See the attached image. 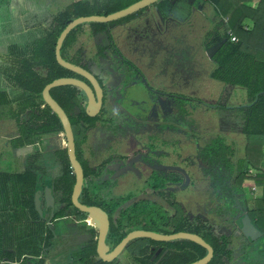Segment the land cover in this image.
I'll list each match as a JSON object with an SVG mask.
<instances>
[{
  "label": "flooded vegetation",
  "instance_id": "obj_1",
  "mask_svg": "<svg viewBox=\"0 0 264 264\" xmlns=\"http://www.w3.org/2000/svg\"><path fill=\"white\" fill-rule=\"evenodd\" d=\"M95 48L91 58L86 54L87 48L83 49L82 61L77 65L92 74L99 88L76 73L73 78L82 80L92 89L97 104V92H101V107L91 114L87 95L78 89V104L65 112L74 132L76 159L83 171L78 201L107 215L105 253L109 255L131 232L153 231L155 211L164 214L169 211L171 215L172 210L167 205L175 209L172 217L179 215L182 206L186 210H182V214L197 225L200 215H194L193 210L200 209L198 198L188 197L180 204L177 194H192L205 181L203 185L210 191L214 188L215 176L225 174L204 154L205 149H211L215 137L197 133L193 103L200 100L198 104H201L205 101L203 98L183 94L178 78L169 82L162 80V75L168 73L161 68L151 73L148 66L139 62L140 51H144L140 48L139 52L135 47L129 48L131 55L127 57L116 47ZM149 59L150 64L159 62L157 58ZM95 60H98L97 65L92 67ZM181 101L189 104V111L181 109ZM63 137L64 143L60 142L57 147L52 146L50 140L60 137L53 134L42 142L26 146L31 153H20V168L11 171L21 182L28 181L21 176L25 172H31L36 178L34 210L24 214L23 205L19 204V210L14 213L8 205L2 211L1 231L6 238L13 235L16 241L14 247H4L6 256L0 264H125L123 261L126 264H167L172 259L174 264H179V248L164 244L152 246L148 238L131 240L112 261L103 259L99 252L100 227L90 213L74 205L78 175L69 158L67 139ZM64 150L67 158L62 153ZM38 190L41 198L37 202ZM168 194L173 199L167 200ZM215 198L213 202V199L208 200L207 205L218 203L217 195ZM11 205L18 207L15 203ZM235 227L238 231L236 224ZM26 235H35L40 244L33 247L22 243Z\"/></svg>",
  "mask_w": 264,
  "mask_h": 264
},
{
  "label": "trees",
  "instance_id": "obj_2",
  "mask_svg": "<svg viewBox=\"0 0 264 264\" xmlns=\"http://www.w3.org/2000/svg\"><path fill=\"white\" fill-rule=\"evenodd\" d=\"M10 1L0 0V8H8ZM138 1L140 0H106L105 14H113ZM249 1L235 0L234 10L224 24L223 34L216 35L215 41L207 47L209 50L219 45L211 61L214 65L211 78L225 85L247 90L248 101L244 105L230 108L242 114V133L246 140L243 155L239 156L235 147L228 146L225 138L219 136L213 139L211 149H205L204 154L206 157L209 156L211 162L221 167V174H225L215 176L216 191L214 193L219 203L215 204L211 212L215 214L217 223L236 230L235 224L239 228L241 219L233 221V217L243 211L247 212L250 220L264 232V170H262L264 161V0H259L256 8L243 5ZM218 2L220 1L214 2L216 6H219ZM117 4L119 5L115 6ZM95 5L97 6H84L85 13H99L98 10H91V8H101L98 4ZM246 20L250 21L252 27L244 25ZM72 21L73 18L67 14L55 18L54 27L49 26L45 32L29 33L28 31V34L22 32L24 39L11 40L0 53V130L4 128L2 125L6 124L10 127L8 134L12 132L11 136H8L11 158L15 149L35 145L52 134L60 136L64 133L60 119L45 104L42 93L44 88L54 80L76 75L59 65L55 54L59 36ZM6 32V30L2 31L4 35ZM10 32L12 33V30H9V34ZM230 32L237 38V41H232ZM76 34V30H73L63 44L64 59H67L66 51L74 44ZM67 61L77 65L75 62ZM78 92V89L73 86L51 89L53 98L67 112L78 104ZM13 124L14 129L12 130L11 125ZM1 144L2 138H0ZM62 153L67 158V151L64 150ZM21 176L28 181L21 182L13 172L0 168V219L7 205L11 207L13 213L19 210V204L23 205L24 214L34 210L32 200L36 190V178L31 172H25ZM253 187L261 188L262 195L248 206V199L242 192ZM5 200L10 201L6 204ZM223 200L225 202L222 204ZM11 203H15L18 206L17 209L12 208ZM11 216L14 217L15 214ZM154 219L153 226L163 229L156 231L161 234L188 232L201 236L214 249V257L208 264L243 262V258L249 256L251 246L255 243L248 242L242 234L240 236L232 234V236L241 237L239 238L241 251L239 253V246L232 243L231 238L233 237L227 234L218 236L212 227L213 224L203 216L198 217V223L195 225L189 216H184L182 212L172 217L169 211L164 214L158 210L155 211ZM25 237H22V243H27L29 246L34 247L40 242L35 235ZM15 241L16 238L13 235L5 237L0 225V262L6 256L4 247H14ZM148 241L152 246L164 244L167 247L179 248L180 253L177 254L179 264L194 263L208 253L201 245L187 240L166 243L151 239ZM259 243L260 257L257 260L248 259L247 264H264V244ZM10 257L11 260L14 259L13 254H10ZM166 263L174 264V260Z\"/></svg>",
  "mask_w": 264,
  "mask_h": 264
},
{
  "label": "rangeland",
  "instance_id": "obj_3",
  "mask_svg": "<svg viewBox=\"0 0 264 264\" xmlns=\"http://www.w3.org/2000/svg\"><path fill=\"white\" fill-rule=\"evenodd\" d=\"M77 3H75V2ZM98 1V0H96ZM95 1L91 0H79V4L77 0H11L10 4L7 9H3L1 11L2 15H8V9H13L11 11V23L16 25V31L22 26H28L29 19H31V14L35 17L33 18V21L30 23H33V25H39V28L37 31H44L47 27L52 26L54 27L55 18L63 15L69 14L72 18H74L77 13V8H85L87 6H91V4ZM87 4V5H86ZM21 6L24 8V16L20 18V9ZM85 6V7H84ZM13 7V8H12ZM25 9L28 11L25 12ZM50 17V19L48 18ZM38 19V21H36ZM2 20V19H1ZM44 20V21H43ZM10 19L7 20V23L3 26L1 25L2 30H6L5 36H3L2 32L0 31V53L4 51V47L7 46L11 40H17L20 41L24 39V36H16L13 33L10 32L12 27L10 26ZM85 25V24H84ZM82 25L81 27H84ZM76 30V29H75ZM36 31V30H35ZM35 31H29V33H33ZM77 31V30H76ZM81 29L79 30V32ZM81 33V32H80ZM210 37V36H209ZM198 41V40H197ZM207 41V40H206ZM85 43L87 45V53L89 57L94 54L93 49H96L93 47V43L90 41L89 45L87 40L85 39L84 35L81 37V41L79 43ZM199 46H195L196 48L189 49L190 51L187 52L188 49L185 48H179V49H168V53H162L163 49H161L159 52L161 53V56L156 59L159 62H154L155 64H150L151 59L145 58L141 56L139 58V62L141 65L145 67L150 68V72L152 73V70L161 68L162 72L168 73V75H162V80L165 82L171 81L173 78H178V81H180V85L182 86V93L183 94H194L197 95L199 98H203L205 101H201V104L198 100L197 103H193V106L195 107V117H197L198 121V135L199 136H210V137H223L225 138L226 144L228 146L233 145L235 149L238 152V155H243V148L246 143L245 136L242 133L243 128V120H242V114L240 111H233V106H240L244 105L248 101V93L247 90L240 87H231L228 85H225L222 82H219L213 78H211L212 70L214 68L212 61L213 55L216 53L218 46H215V48H211L207 50V47L211 44H208L206 47H202V43L198 42ZM92 45V46H91ZM137 50L139 52V47H135L134 50ZM101 50V49H99ZM98 50V52H99ZM137 52V53H138ZM98 61V60H97ZM96 60L93 61L92 67H95L94 64L97 62ZM97 65V64H96ZM191 74V75H190ZM181 109L184 112H187L190 110V106L187 102L181 101ZM210 104V105H209ZM214 105V106H212ZM217 105V106H215ZM225 106V108H222ZM2 130H0V138H2V144L0 145V168L1 170L5 171H15L16 169L20 168V153H31V149H26V147L21 149H15L13 151V156L11 158L10 155V143L8 140L11 136V133L8 134V128L6 124L2 125ZM12 130L14 129V124L11 125ZM191 135V134H190ZM9 136V137H8ZM62 134L59 136L60 139H51L50 143L52 146L57 147L59 146L60 142L63 144L65 141V138L62 139ZM200 142L203 143L202 140ZM51 146V148H52ZM62 146V145H61ZM12 161H15L14 164ZM262 170H264V161L262 163ZM206 182V181H205ZM205 182H202V186H199L197 191L193 192L192 194L188 193H178L177 199L180 204H183L185 200L188 197H194L198 198L200 209L198 212L194 211L196 210L194 208L193 213L194 215L198 213L200 216H205L210 223H212V227L214 228L215 232L219 235L221 234H227L229 237L232 236V234L236 236H240L239 229L238 231L232 230V228L225 227L224 225H221L217 223V218L215 214L211 213V210H213L215 207L213 203L208 204V200L213 199V201H216V194L214 193L216 190L215 188H212L210 191H208L203 185ZM234 182V179H233ZM261 188L259 187H253V188H247L242 193L244 196L248 199L247 204L250 206L252 204V201H255L260 198L261 195ZM210 192V193H209ZM209 198V199H207ZM173 199V196L168 194L167 200ZM225 201H222V204ZM217 203V202H216ZM219 203V201H218ZM206 204L205 208L208 212H204L203 206ZM168 209H171L173 216L176 212L175 209L168 207ZM149 209H145L147 212ZM180 212L182 210H185L182 206L179 208ZM186 211V210H185ZM191 212V211H189ZM179 214V213H177ZM243 215L242 212H238L235 217H233V221L236 220L239 216L241 217ZM216 222V223H215ZM153 231H162V228H155L152 229ZM232 236L231 238L233 245L239 246L238 251H240V244H239V238L241 237H235ZM262 242L264 244V238H260L258 241H256L251 246V253L249 256H245L243 258V262L235 263V264H247L248 259H256L259 258V245ZM248 251V250H247ZM250 251V250H249ZM243 255V254H242ZM122 260V257L119 258ZM123 261V260H122ZM121 261V262H122ZM249 261V260H248ZM122 263H127L126 261H123Z\"/></svg>",
  "mask_w": 264,
  "mask_h": 264
},
{
  "label": "crops",
  "instance_id": "obj_4",
  "mask_svg": "<svg viewBox=\"0 0 264 264\" xmlns=\"http://www.w3.org/2000/svg\"><path fill=\"white\" fill-rule=\"evenodd\" d=\"M77 1L79 3V0ZM215 1L218 0H213V2L212 0H161L129 17L108 25L98 22L84 23L85 25L82 24L84 27L80 25L76 28V39L71 48L66 51V60L76 64L82 61V50L87 48L85 43H79L82 35H84L88 45L91 41L93 47H116L126 57L131 55L129 53L131 47H139L144 50L140 51V55L148 59L160 57L161 53L159 51L161 49H163L162 53H168V49L172 48H185L189 52V49L199 46L198 42H201L204 48L215 41L216 35L223 34L224 24L234 10L235 0H219V6L215 5ZM95 4H98L101 8H91V10H98L99 13H85L86 8H77L73 20L80 17L107 16L105 14L107 9H104L106 0H98L91 5L97 6ZM243 5L256 8L259 5V0H250ZM3 9H7V7L0 8V26L6 24L9 19L11 23V11L14 8L8 9V15H2L1 11ZM23 12L24 8L21 6L20 18L25 17ZM25 12L28 13L26 9ZM34 17L31 14L28 26H22L18 31H16V25L11 23L12 33L20 37L28 34V31L36 30L35 32H38L39 25L30 23ZM48 18L50 19V17ZM244 25L252 27L249 20L244 21ZM80 29L81 33L79 32ZM3 36L5 35L3 34ZM59 139L61 140V137ZM260 191L262 192V190Z\"/></svg>",
  "mask_w": 264,
  "mask_h": 264
},
{
  "label": "water",
  "instance_id": "obj_5",
  "mask_svg": "<svg viewBox=\"0 0 264 264\" xmlns=\"http://www.w3.org/2000/svg\"><path fill=\"white\" fill-rule=\"evenodd\" d=\"M161 0H140L133 5L120 10L118 12H115L113 14L107 15V16H89V17H80L75 20H73L71 23L67 25V27L63 30L61 35L58 38L57 45H56V59L59 65L62 67L72 71L73 73H76L78 75H81L88 80L92 81L95 84V88H99V86L96 84L92 74L87 71L86 69L82 68L81 66L75 65L62 56V47L63 44L68 37V35L75 30L78 26L89 23V22H98L103 23L105 25H108L110 23L119 21L123 18L129 17L133 15L134 13H137L138 11H141ZM61 86H73L79 89L80 91H83L88 99V111H91V114L94 112H97L101 107V92L98 91V99L99 103H96L95 95L92 91V89L82 80L73 78V77H64L54 80L52 83L48 84L44 90H43V99L45 101V104L51 108L53 113H55L58 118L60 119L64 133L67 142H68V154L71 161L72 166L75 168L77 175H78V182L74 189L73 193V201L74 205L81 211H85L90 213V215L93 217L95 223L97 226L101 229V238L99 241V252L103 259L107 262L112 261L115 257H117L123 249L126 247V245L134 239L137 238H148L153 241L157 242H173L177 240H187L194 242L198 245H201L204 247L208 253L207 255L191 264H208L214 257V249L213 247L207 243L201 236L193 233L188 232H178L174 234H161L153 231H142V230H136L131 232L126 238H124L118 246L114 249V251L106 255L105 253V239L108 233L109 229V221L107 219V215L102 212L101 210L95 208V207H86L79 203L78 198L82 191V183H83V171L76 159V147H75V137L74 132L72 128V124L70 122V119L68 115L66 114L65 110L60 106V104L53 98L51 95V89ZM90 114V115H91ZM50 197L52 199V195L49 192ZM41 198V191L38 190L36 192V200L37 202ZM237 219H241V226L239 227V234H242L245 239L250 242L254 243L258 241L260 238L264 237V232L260 230L249 218L248 214L245 213L242 217H238Z\"/></svg>",
  "mask_w": 264,
  "mask_h": 264
},
{
  "label": "built area",
  "instance_id": "obj_6",
  "mask_svg": "<svg viewBox=\"0 0 264 264\" xmlns=\"http://www.w3.org/2000/svg\"><path fill=\"white\" fill-rule=\"evenodd\" d=\"M230 34V36L232 37L231 39H232V41H237V38L230 32L229 33Z\"/></svg>",
  "mask_w": 264,
  "mask_h": 264
}]
</instances>
